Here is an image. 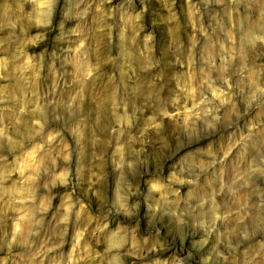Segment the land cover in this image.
<instances>
[{
	"label": "rangeland",
	"instance_id": "374dc122",
	"mask_svg": "<svg viewBox=\"0 0 264 264\" xmlns=\"http://www.w3.org/2000/svg\"><path fill=\"white\" fill-rule=\"evenodd\" d=\"M0 264H264V0H0Z\"/></svg>",
	"mask_w": 264,
	"mask_h": 264
}]
</instances>
